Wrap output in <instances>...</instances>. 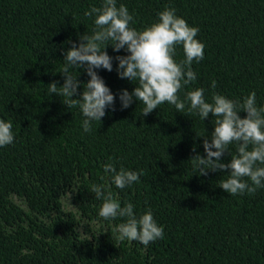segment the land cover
<instances>
[{
	"label": "trees",
	"instance_id": "1",
	"mask_svg": "<svg viewBox=\"0 0 264 264\" xmlns=\"http://www.w3.org/2000/svg\"><path fill=\"white\" fill-rule=\"evenodd\" d=\"M102 2L0 0V119L11 120L15 133L13 144L0 147V264H264V188L232 196L218 186L224 172L200 176L190 159L206 155L211 114L204 121L165 103L145 117L138 101L121 110L120 91L135 84L119 78L115 60L113 71H98L117 96L116 110L94 121L90 133L78 107L68 109L48 93L50 82L63 83L58 71L66 49L95 27V16L84 13ZM120 4L138 30L166 6L199 28L205 55L193 62L197 79L180 91L181 99L196 88L208 102L214 92L241 101L255 92L264 107V0ZM107 51L126 54L111 45ZM175 58L184 59L182 46ZM71 71L89 79L83 69ZM228 152L236 155L237 146ZM109 162L142 171L140 181L117 188L104 171ZM93 184L110 188L122 206L132 203L137 217L151 210L164 238L147 247L115 240L112 230L124 221L99 216L103 201L90 192Z\"/></svg>",
	"mask_w": 264,
	"mask_h": 264
},
{
	"label": "clouds",
	"instance_id": "2",
	"mask_svg": "<svg viewBox=\"0 0 264 264\" xmlns=\"http://www.w3.org/2000/svg\"><path fill=\"white\" fill-rule=\"evenodd\" d=\"M84 14L95 16L92 33L80 34L79 43L72 41L71 47L64 52V65L58 71L63 75V83L52 81L48 84L51 96L62 97L68 109L79 108L84 132L92 131L94 121L102 122L108 109L116 110L117 96L98 71H113L115 60L119 78L135 84L132 91L127 88L120 91L121 110L138 101V105L144 106L141 115L145 117L165 103L174 105L182 114L187 107L189 114H196L204 121L211 114L214 131L203 141L206 155L190 158L198 175L206 176L209 171L224 172L226 178H221L218 186L232 196L254 195L264 188V107L257 106L256 93H250L241 101L214 92L211 102L206 100L203 88L188 91L184 99L179 95L182 89L196 81L193 62H200L205 55V44L197 38L198 27L189 25L174 8L166 6L158 13L156 22L138 30L132 26L134 16L126 5L118 6L117 0H103L100 7L93 6ZM109 45L115 52L124 50L126 54L111 56L107 51ZM177 46H182L184 53L180 61L175 58ZM73 68L83 69L89 79L81 81L79 76L72 74ZM216 86L213 80L211 87L215 89ZM241 112L246 116L242 117ZM14 142L12 121L0 119V147ZM232 144L237 146L236 155L228 152ZM225 153L231 156L230 162L224 161ZM104 171L111 173V182L119 189L138 183L143 174L123 167L118 170L114 162L106 163ZM90 192L95 194L96 200L103 201L98 213L101 218L124 221L112 230L115 240L138 241L147 247L164 238V228L151 210L137 217L132 203L122 206L103 184L91 185Z\"/></svg>",
	"mask_w": 264,
	"mask_h": 264
}]
</instances>
